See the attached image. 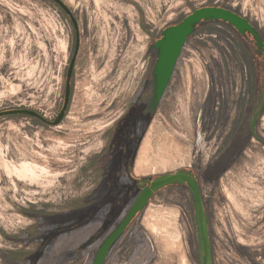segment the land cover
<instances>
[{"label": "rangeland", "instance_id": "obj_1", "mask_svg": "<svg viewBox=\"0 0 264 264\" xmlns=\"http://www.w3.org/2000/svg\"><path fill=\"white\" fill-rule=\"evenodd\" d=\"M62 1L80 37L66 116L58 125L0 117V264H93L138 193L135 178L194 166L197 132L229 131L264 98V67L247 39L254 35L203 22L184 45L148 134L124 154L129 127L122 119L148 82L163 31L197 8L222 6L254 25L261 48L264 0ZM75 47L76 27L54 0H0V111L27 108L55 120ZM256 126L262 139L252 137L222 181L232 198L221 203L217 195L209 205L214 264H264V111ZM147 137L150 168L136 174ZM23 162L36 165L35 178L11 172ZM105 264H200L190 191L178 184L156 192Z\"/></svg>", "mask_w": 264, "mask_h": 264}, {"label": "water", "instance_id": "obj_2", "mask_svg": "<svg viewBox=\"0 0 264 264\" xmlns=\"http://www.w3.org/2000/svg\"><path fill=\"white\" fill-rule=\"evenodd\" d=\"M54 1L63 7L70 15L78 34V23L70 8L62 0ZM208 21H224L237 29L241 34H253L255 39L262 43L260 34L254 25L250 23L247 18L243 17L232 9L222 6H203L193 10L192 13L184 17L179 23L168 26L163 31L162 37L154 44L158 55L155 68V73L157 75L156 103L160 100L168 86V83L175 70L178 58L182 53L187 39L194 33L199 24ZM78 50L79 40L67 71L64 103L55 120H47L39 112L27 108H14L0 111V117H4L6 115L24 114L37 117L53 125L60 124L64 119L70 104L72 94L71 81ZM262 109L263 106L254 119L252 125L253 127L256 125L257 118L260 115ZM140 181L141 184L146 183L147 185L144 186L120 224L101 243L95 254L93 264L106 263V260L108 259L114 244L125 233L138 212L148 204L156 192L163 189L164 187L178 184L187 186L192 193L200 264H214V256L208 227V215L205 209L203 195L194 173L187 169H179L174 172L160 174L152 180L144 178Z\"/></svg>", "mask_w": 264, "mask_h": 264}, {"label": "flooded vegetation", "instance_id": "obj_3", "mask_svg": "<svg viewBox=\"0 0 264 264\" xmlns=\"http://www.w3.org/2000/svg\"><path fill=\"white\" fill-rule=\"evenodd\" d=\"M198 29L199 27H197L195 31H197ZM247 36H248L247 39H249L254 45V46L251 45L252 46L251 55L258 60V65L260 67H264V46L260 48L255 39H253L249 35ZM78 40H79V47H80V37H79V33L77 34V29H76V45H77ZM152 50L154 52V56H153V60L147 72L148 82L145 88L141 89L132 98L130 105L128 106V112L124 114L123 119H122V121L126 123V126L129 127L126 129V132L124 135L126 137V140L122 145V148H123L122 151L124 154H128V153L131 154L134 151V149L138 148V146L140 145L141 139L143 137H144L143 139H145L146 135L148 134L150 130L149 128H150L151 119L153 115L155 114V112L157 111V109L162 106L161 105L162 99L165 96V93L173 77V76L171 77L164 94L162 95L160 100L156 103L155 68H156V64L158 60V55H157V50L154 46L152 47ZM148 88H150L149 94H147L148 92H145ZM262 106H263V109L256 121V125H257V122L259 121L264 111V98H260L258 103L254 107L252 106L247 116L240 115L238 117V120H236L233 128H231L229 131H221V132L219 130L214 131L215 128L212 127L211 129L206 128L204 132H202L203 135H198V132L196 135V144H195L196 148L194 150V160H195L194 166L190 165V167H188L187 170L191 171L196 176L201 192H202V195H203L204 205H205V209L208 215V227H209V234H210V239H211L213 256H214L213 221L209 214V210H210L209 205H212V203L214 204V201L212 198L216 197L217 195L223 199L221 203L226 202V199L229 198V194L231 193L228 190V188H225L222 184V181L226 176V172L228 171L230 167L238 163L240 158L243 157V154H246L245 149L248 145V142L252 140V137L262 139L257 129V126L256 125L254 127L252 126L254 119L256 115L259 113ZM15 115H18V114H15ZM202 141L204 142V145ZM215 143H216L215 150L214 152L211 153L210 150L214 146ZM205 148H208L209 153L207 150H205ZM123 156L124 157H123L122 164L126 163L128 160L125 155ZM145 178L152 180V178H149V177H145ZM118 179L123 184L128 182L127 175H124L123 173H120L118 175ZM135 179L138 185V193L134 197L131 204L129 205V209L134 203V201L136 200V198L138 197V195L140 194V192L142 191V189L144 188V186L147 185L146 183L141 184L140 180L144 178L139 177ZM185 187L190 191V189L187 186ZM191 197H192V193H191ZM148 204L141 211L138 212V214L132 220V222L146 209ZM193 209H194V206H193ZM122 219L114 227V229L120 224Z\"/></svg>", "mask_w": 264, "mask_h": 264}, {"label": "bare ground", "instance_id": "obj_4", "mask_svg": "<svg viewBox=\"0 0 264 264\" xmlns=\"http://www.w3.org/2000/svg\"><path fill=\"white\" fill-rule=\"evenodd\" d=\"M257 43L259 45H262V43L260 41H257ZM155 75H156V73H155ZM156 84H157V75H156ZM155 96H156V94H155ZM152 148L153 147H152L150 137H147V139L145 140V142L143 144L141 152L137 158V161H136V167L134 169L136 174H144L143 172H146L147 171L146 169L150 168V167L147 168V164L151 163L150 162V158H151L150 154L151 153H149V151ZM160 161L164 165V167L169 164V161L166 160L165 158H162V160H160ZM34 166H36V165L35 164L33 165L29 162H23V163H21V165H14L13 170L11 172H14L20 180H25L27 178H35L36 175H35V171H34ZM229 196L232 198V194H229ZM146 224H147V222H146ZM150 226H151V230L153 233L159 232L158 231L159 228L155 224H153V222Z\"/></svg>", "mask_w": 264, "mask_h": 264}]
</instances>
